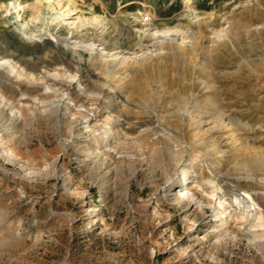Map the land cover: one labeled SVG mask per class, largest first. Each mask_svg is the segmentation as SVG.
<instances>
[{
  "label": "rangeland",
  "instance_id": "1",
  "mask_svg": "<svg viewBox=\"0 0 264 264\" xmlns=\"http://www.w3.org/2000/svg\"><path fill=\"white\" fill-rule=\"evenodd\" d=\"M56 1L43 0L39 18L27 15L25 28L0 7V46H24L49 68L78 57L63 40L49 45V32L95 44L94 54L77 47L83 59L68 86L72 99L41 90L39 107L20 108L12 118L13 110L0 108V264H264V239L244 231L250 199L243 192L264 205V0H194L192 14L183 0ZM151 22L179 26L185 44L180 34L178 43L157 48L144 40L141 48L136 29ZM31 31L44 38L30 41ZM112 53L128 63L104 59ZM78 80L87 92L77 89ZM101 90L117 94L111 113L127 117L123 128L113 127L124 138L113 137L107 148L84 121L92 104L106 117V101L92 100ZM16 91L3 93L16 100ZM217 110L250 129L229 124L207 132V124L197 129L177 117L185 111L218 123ZM232 132L238 147L225 144ZM191 156L206 176L215 172L207 166L219 164L226 174L243 171V158L253 161L245 168L259 180L241 179L215 197L192 180L187 185L201 204L178 198L165 188L180 179L176 160L189 163ZM217 218L227 221L225 235Z\"/></svg>",
  "mask_w": 264,
  "mask_h": 264
},
{
  "label": "bare ground",
  "instance_id": "2",
  "mask_svg": "<svg viewBox=\"0 0 264 264\" xmlns=\"http://www.w3.org/2000/svg\"><path fill=\"white\" fill-rule=\"evenodd\" d=\"M9 1L11 4L6 3L4 0L1 1L0 7L5 8V12L9 14V17L11 16L12 19H15V21L20 22L22 27L25 28L27 26V24L23 21V20H27V15H30V20H29L30 22H33L34 20L36 21L39 18V12L43 0H34L27 2H25L26 0H9ZM45 1L51 4L54 3L56 0H45ZM183 1L187 6V10L190 11L189 13L192 14V11L194 9L191 6L194 5L195 1L194 0H183ZM189 13H187V15H190ZM193 15L194 17H196L199 16V13H195ZM154 23L151 22L144 29H141V27L136 29V33L139 36L138 44L139 46H141V48H143L144 46V44H142V41L144 40L146 42L152 41L154 43V46H156L157 48H161L162 45L167 42L170 43L177 42L178 41L177 36L180 34H182L180 37L183 41L181 40L182 43L179 44H185L183 42L185 38L188 37L187 36L188 34L185 33L183 34L179 26L161 28L160 26L155 25ZM187 30H188L187 33L189 32L191 35V31L189 29ZM222 31L224 32V30ZM23 32L26 33V31ZM49 34L52 38V40L49 39L46 40V42H48L49 45L58 44L61 42V40H63L67 46L68 44L72 45L74 53L78 55V57L73 58L74 62L65 61L62 66H54L53 68L51 67L49 68V66L46 64L47 60H45L44 58L41 59V57H38L37 60H34L32 57H28L26 55L24 46H19L18 48H15L12 51H8L0 46V108L4 109L8 107V109L13 110L12 113L10 114L11 118L15 114L20 115V108L39 107L41 105V102H43V100H41V93H42L41 90L52 92L54 97H57L54 93L61 90L63 91L64 94L67 95L66 100L72 99V95H71L72 93L70 92V90H68L69 89L68 86H70V84L77 78L76 72L79 70L77 65L83 59V54H81L77 50V47L81 46V48H84L93 54L95 52V47H94L95 44L93 42H87L81 39L73 41L71 40L70 37H65L64 39H60L59 37H57V35L53 34L52 32L51 33L49 32ZM36 37L43 39L44 33H40L39 31L37 33L32 32L28 36V39L30 41H34ZM192 38L194 39L195 35H193ZM145 45L148 44L145 43ZM115 55L116 54L114 53L109 55L105 54L104 59L107 60L106 58H108V56L110 57L112 56L111 59H114V61H119L120 65L128 63L129 60L127 56L124 55L123 57L119 58ZM46 56L49 55L46 53ZM49 57H53V56H49ZM109 66L110 65H108V67ZM85 79L84 81L88 80ZM77 86H78L77 89H79L81 92L83 93L87 92L86 87L83 85V83H80L79 80L77 81ZM6 89H11L13 92H15V90L17 89L18 92L17 91L16 92L20 95V98H17L16 100H9L8 98H6V96L3 93V91ZM28 90L32 91V96L29 98L27 97L28 94L26 93ZM102 99L107 103L105 104V107L103 109V111L106 110V114H107L106 117L101 119L100 118L101 117L100 115H102L101 111L97 109L98 108L97 105L95 108H93L92 106L94 104H92L91 107H89V110L90 112H92V115L86 116L84 121H85V128L86 127L90 128L92 138L95 140L99 139L100 142L104 143L106 147L112 145L111 140L113 137L119 140L124 138V132H122L121 130L115 131L113 127L114 125H117L119 122L120 127L123 128V126L126 124L127 117L124 114L113 115L111 113V110L117 108L120 102L119 97L117 96L116 93L101 90L99 92L98 97L92 98L94 102H98V103L102 102ZM54 103H57L59 105L64 104L62 98L55 99ZM110 103L113 104L112 107L111 105L109 106ZM216 112H217L216 115L218 116V123H213L212 120L206 121L205 119H203L201 115H196V116L189 115L188 113H185V111L178 113L177 117L179 121H184V120L189 121L190 124L193 127H196L197 129H203L205 124H207L208 128L205 130L207 132H211L212 130L214 131L226 130L229 124L232 125V127L239 129V131L240 130L246 131L250 129V124L247 121H243L241 119H235L232 116L227 115L222 110H217ZM121 117H123V119H120ZM91 125H93V127ZM11 127L12 126L9 123L5 125L3 129L5 131H8L11 129ZM224 140H225V144H229L234 147H238L239 145L238 137L233 132L226 135L224 137ZM219 151L221 150L219 149ZM93 152L95 151L92 150L89 152V154ZM176 153L177 152L174 151L171 157L176 158ZM209 155L210 153H204L202 156H205V158H207ZM196 157L198 156H191V161L189 163L184 162V159L176 160L175 170L180 171L179 174L180 179L178 183H176L174 179H171V182L166 186L165 189L169 192L175 191V194L178 198H187L188 200H192V201L195 200V203L199 205L201 204V202L196 199L194 193L189 189L187 185L192 180L200 182V184L204 185L209 190L208 195H210L211 197H215L217 194L221 196L227 195L229 189L232 186H237L241 179H251L257 181L259 180V177L256 174V172L249 171L245 168L246 166H248L251 167L252 169V166L253 165L255 166L254 164L255 162L253 161L252 163L251 162L248 163V161H246L243 158V161L240 163V166L242 167L243 171L240 170L238 172H226V174L225 172H223L219 164L215 165L214 169H212L210 166H207L208 171H215V172H213V174L211 175L206 176L204 172L198 170L199 167L201 166L199 165V162ZM243 192L245 196L250 199L249 204L247 205V210L250 218H248L247 225L245 226L244 231L250 237L251 240L255 242L258 241L259 243V240L264 239V205L261 204L257 196L254 195V193H251L246 189H243ZM244 217L246 216H243V218ZM218 220L220 224L217 225L216 227H221L219 234L225 235L228 232V229L225 226L227 221L225 218H220Z\"/></svg>",
  "mask_w": 264,
  "mask_h": 264
},
{
  "label": "built area",
  "instance_id": "3",
  "mask_svg": "<svg viewBox=\"0 0 264 264\" xmlns=\"http://www.w3.org/2000/svg\"><path fill=\"white\" fill-rule=\"evenodd\" d=\"M142 19L147 21L149 19V16L147 14H145V15H143Z\"/></svg>",
  "mask_w": 264,
  "mask_h": 264
}]
</instances>
